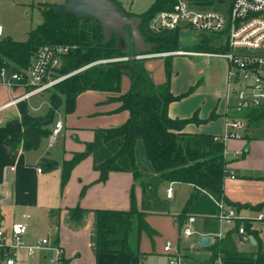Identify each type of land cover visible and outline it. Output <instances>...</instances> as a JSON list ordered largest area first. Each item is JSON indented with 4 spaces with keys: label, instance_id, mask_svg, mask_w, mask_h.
Masks as SVG:
<instances>
[{
    "label": "crops",
    "instance_id": "obj_1",
    "mask_svg": "<svg viewBox=\"0 0 264 264\" xmlns=\"http://www.w3.org/2000/svg\"><path fill=\"white\" fill-rule=\"evenodd\" d=\"M145 67L155 83L162 84L167 81L164 58H147ZM228 73L229 63L222 57H172L171 91L174 95L183 97L169 105V116L173 119L195 118L184 127L183 132L220 138L226 133L228 121L244 112H238L236 100L227 96ZM130 87V78L123 76L121 93L99 90L81 93L73 113L67 114L64 110L63 117L59 113V117L47 126L52 132L55 123L64 120L59 135V139H64L62 146L58 142L51 145L49 135L41 140L36 149H24L22 145H8L6 141L12 134L24 130V114L34 117H46L49 114L50 90L22 98L26 92L25 88L10 89L6 85H0V227L9 230L14 222L22 220L23 214H30L24 242L34 244L43 237H50L64 247L66 264H168L164 253L167 241L176 246L179 264H264V260L225 259L219 253L213 255V245L216 241L213 236L209 245H198L200 240L207 236L200 218L195 223L197 232L185 237L178 215L191 195L193 186L175 182L163 184L159 191L167 210L150 211L147 214L146 220L152 228V233H141L139 256L127 253L96 254L92 240L95 210H128L133 190L140 206L142 187L130 172H112L106 181H99L100 173L94 168L92 157H87L76 165L63 187L61 164L64 160L72 158L74 153L83 151L86 143L93 140L96 129L117 127L128 120L129 111L119 110L122 102L111 101L109 98L125 94ZM15 99L17 102L9 105ZM260 128L264 131V125H247L246 129L241 130L245 136L229 140L225 145L227 170L234 175V178L227 177L224 181V198L229 205H248L256 208L261 204L251 205L252 203L244 198L240 191L247 182L239 179L240 176L245 179L262 177L256 175V172H261L260 162H264V137L260 138ZM236 151H241V154L234 155ZM44 159L57 161L60 166L46 171L40 165ZM181 186L187 187V192L181 197V203L176 206V203H173ZM170 188L172 194L169 196ZM76 207L87 210L85 217L79 222L70 218V210ZM237 210L240 215L239 209ZM263 220L264 218L253 220V223L256 222L254 226L259 230V241L255 238L256 244L249 242L251 249L243 250L237 247L238 250L248 253L264 250V226L261 224ZM53 225L55 231L51 234V229L48 228ZM235 240H240L238 235ZM17 258L15 264H48L46 252L31 257L22 249Z\"/></svg>",
    "mask_w": 264,
    "mask_h": 264
},
{
    "label": "trees",
    "instance_id": "obj_2",
    "mask_svg": "<svg viewBox=\"0 0 264 264\" xmlns=\"http://www.w3.org/2000/svg\"><path fill=\"white\" fill-rule=\"evenodd\" d=\"M187 1L195 6H211L225 1L230 6L232 2ZM116 2L123 8L121 2ZM175 2L176 0H155L141 14L123 8L128 16L136 15L141 18L140 30L146 42L156 44L155 48L144 54L178 50L179 29L162 32L150 29V21L155 14L164 9H172ZM58 6H43L44 21L30 31L27 41H17L10 37L0 39V68L6 67L10 72L29 68L34 56L43 46H70L69 51L62 57L60 66L53 73L54 77H67L50 90L49 114L46 117L24 114V130L12 134L7 139V144L36 149L41 140L50 135L51 129L47 126L52 123L55 112L63 101L66 113L71 114L76 109V101L81 93L88 90L121 93L123 76H128L131 80L130 89L125 94L109 98L111 101L122 102L119 110L129 111L128 120L117 127L96 129L93 140L86 143L85 149L74 153L72 158L61 164L63 187L76 165L88 156L92 157L93 166L100 173L99 181H106L112 172H130L142 187L140 206L132 193L128 210H95L92 240L96 254L127 253L139 256L141 233H152L146 220L147 214L150 211L167 210L159 191L163 184L173 182L193 186L191 195L178 215L180 226L194 215L201 219L202 228L207 234L217 232L219 208L212 197L225 200L224 181L228 164L224 157L225 144L220 138L215 139L211 135L183 132L184 127L195 118L173 119L169 116V105L183 97L176 96L171 91L173 56L165 59L167 81L157 84L145 67V59H133L130 57L129 47L126 50L119 47L120 40L116 33H113L110 41L104 43L100 22L57 12ZM125 30L131 33L130 26ZM190 49L225 52L228 45L218 41L215 36L204 34ZM124 57L130 58L121 60ZM107 59L113 61L99 62ZM241 117L248 126H260L264 124V108H250ZM40 165L46 171L60 166L57 161L50 159L42 160ZM86 213L87 210L76 207L70 210V218L79 222ZM242 225L258 240L259 230L253 221H238L234 229L215 241L213 255L219 253L225 259L264 260L263 249L257 253L238 250L235 236Z\"/></svg>",
    "mask_w": 264,
    "mask_h": 264
},
{
    "label": "built area",
    "instance_id": "obj_3",
    "mask_svg": "<svg viewBox=\"0 0 264 264\" xmlns=\"http://www.w3.org/2000/svg\"><path fill=\"white\" fill-rule=\"evenodd\" d=\"M223 12L222 9L198 7L187 0H176L172 9H164L155 14L150 21V29L154 32L175 29L181 32L193 29L201 34L215 36L218 41L227 44L228 50L225 52L179 50L172 54L162 53V55H211L225 58L229 63L227 96L236 100L237 111L243 112L253 107L264 108V0H232L228 16L226 17ZM3 35L4 29L0 24V39ZM69 49L70 46L63 45L43 46L34 56L29 68L19 72H10L6 67H1L0 85H6L10 89L25 88L26 92L22 98L49 90L67 77H54L53 73L55 68L60 66L62 57ZM158 54H138L135 58L132 56L131 58L147 59L158 56ZM109 60L99 62H110ZM16 102L17 99L12 100L9 105ZM246 126L241 115L234 116L228 121L226 133L220 137V140L226 145L229 140L241 139L243 136L240 130L246 129ZM62 129V121L56 122L49 136L51 143L56 141ZM239 154L241 151L234 153V155ZM225 155L224 151V157ZM227 177L234 178V175L227 170L225 178ZM171 194L172 189L170 188L168 195ZM212 198L219 208L217 216L219 228L217 232L207 234V236H213L216 240L222 239L229 228H233L238 221L254 220L242 218L238 210L227 204L224 199ZM30 217V214H23L22 220L14 222L9 230L0 227V262L15 264L18 250L25 249L31 257L40 252H46L48 264H66L64 247L50 237H43L34 244L24 242ZM263 218L264 215L259 213L257 220ZM197 219V216L192 215L185 221L182 230L185 237L197 232L195 229ZM236 233L241 243L250 242V234L243 225ZM164 253L168 264L180 263L179 253L173 242H166Z\"/></svg>",
    "mask_w": 264,
    "mask_h": 264
},
{
    "label": "rangeland",
    "instance_id": "obj_4",
    "mask_svg": "<svg viewBox=\"0 0 264 264\" xmlns=\"http://www.w3.org/2000/svg\"><path fill=\"white\" fill-rule=\"evenodd\" d=\"M121 2L123 8L128 11H135V13L141 14L145 12L150 5L155 1V0H116ZM65 3V0H0V24L2 25L4 29V35L3 38L10 37L14 40L17 41H27L29 38V33L32 29L37 28L39 25H41L44 21V17L42 14V8L45 4H55V5H62ZM228 5V1L221 2V3H215L212 4L211 6H198V7H208V8H215V9H222L224 10V15L226 17L229 14V8L230 6ZM216 6V7H214ZM226 6V7H225ZM200 32L195 31L193 29H187L183 30L180 32V46L178 50H190L193 45H195L202 37ZM175 51H164V52H159L155 53L158 54L161 58L166 59L168 56H175V55H162V53H173ZM131 57V56H130ZM130 57H124L121 58V60H127L126 58ZM156 57V56H155ZM109 60V59H108ZM113 61V60H109ZM146 61V59L144 60ZM108 62V61H107ZM106 63V62H104ZM84 69V68H83ZM82 70V69H81ZM52 88V87H51ZM51 88L49 90H51ZM50 96V95H48ZM64 110H65V102L63 101L61 105L59 106L58 110L55 112V117L54 121L59 117L60 115L63 117L64 115ZM66 112V111H65ZM63 122L64 120L61 119ZM246 122V121H245ZM247 124V123H246ZM264 125V124H262ZM240 134L242 136H245V134L240 130ZM260 138L264 137V131L262 128H260ZM49 142H50V137H48ZM62 140V141H61ZM59 143L60 146L63 145L64 139L61 138L59 139V136L57 137L56 141L51 143V145H56V143ZM61 143V144H60ZM242 155H240L241 157ZM91 157V156H88ZM87 158V157H86ZM84 158V159H86ZM83 159V160H84ZM82 160V161H83ZM260 162V161H259ZM262 165H260V170L261 172H256V175L262 176L260 178H252V179H245L243 176H240L239 179L243 180L245 183V187L241 189L240 193L244 196L247 201L251 202V205H257L258 203H261L258 205L256 208H251L248 205H245L243 207H240L239 205H232L236 209H239L240 211V216L242 218H251V219H257L258 214L261 212L264 215V162H260ZM73 172V171H72ZM72 174V173H71ZM62 175V174H61ZM255 177V175H254ZM187 192V187L181 186L179 187L177 191V197L175 199L176 206L181 203V197L185 195ZM134 196L136 198V201L138 204L140 201L137 198V194L135 190H133ZM132 196V194H131ZM246 204V203H245ZM257 209V210H256ZM256 222L254 223V225ZM261 224L264 226V220L261 222ZM48 229H51L49 233L54 234V225L49 227ZM264 232V228H263ZM236 246L240 247L243 250H249L252 248L251 244L249 242L246 243H241L240 240L238 242L236 241ZM22 249L18 250V256L20 255V251ZM25 250V249H24ZM18 258H16L17 260ZM17 262V261H16ZM0 264H5L0 262Z\"/></svg>",
    "mask_w": 264,
    "mask_h": 264
},
{
    "label": "water",
    "instance_id": "obj_5",
    "mask_svg": "<svg viewBox=\"0 0 264 264\" xmlns=\"http://www.w3.org/2000/svg\"><path fill=\"white\" fill-rule=\"evenodd\" d=\"M57 12L74 14L84 20H95L101 23L106 43L116 33L119 37V47L126 50L128 47L131 56L135 58L137 52L144 54L156 47V44L146 42L141 30V18L128 16L115 0H65V3L56 8ZM130 26L131 33L125 30ZM211 236H204L198 245L207 246L211 243ZM250 241L256 244L255 237L250 235Z\"/></svg>",
    "mask_w": 264,
    "mask_h": 264
}]
</instances>
